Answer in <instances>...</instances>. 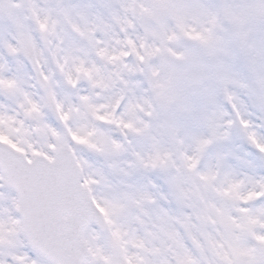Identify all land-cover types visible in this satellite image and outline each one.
Segmentation results:
<instances>
[{
  "label": "snow or ice",
  "instance_id": "1",
  "mask_svg": "<svg viewBox=\"0 0 264 264\" xmlns=\"http://www.w3.org/2000/svg\"><path fill=\"white\" fill-rule=\"evenodd\" d=\"M0 264H264V0H0Z\"/></svg>",
  "mask_w": 264,
  "mask_h": 264
}]
</instances>
